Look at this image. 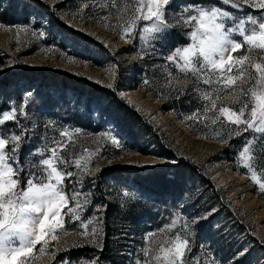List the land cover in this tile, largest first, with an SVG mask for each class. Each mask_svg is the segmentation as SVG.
Wrapping results in <instances>:
<instances>
[{
    "label": "rangeland",
    "instance_id": "1",
    "mask_svg": "<svg viewBox=\"0 0 264 264\" xmlns=\"http://www.w3.org/2000/svg\"><path fill=\"white\" fill-rule=\"evenodd\" d=\"M27 1L31 5L26 22H0V72L33 69L58 72L106 88L112 83L113 88L109 89L139 113L143 125L139 121L134 122L132 128L123 126L113 116L116 102L104 106L91 100L87 104L85 95L80 97L59 83L38 79L28 83L26 79L23 80L26 86H21L19 81L10 85V90L14 87L20 90V96L6 95L7 100L0 111L7 109L10 103L18 105L25 94L31 93L29 119L22 123L30 129L35 123L37 135L45 133V124L49 120L55 121L59 128L80 129L81 134L73 137L68 152L62 153L66 158L69 153L74 157L87 155L85 149L95 152L107 143L101 134L108 130L118 135L123 147L122 151H116L109 144L102 154L93 157L91 170L94 175L84 177L83 191L92 193L89 199L93 202L85 218L93 215L95 205L111 204L112 207L109 216L103 213L109 241L107 248L100 252L87 247L81 255L73 257V250L77 248L72 246L83 243V237L78 234L77 225L66 218L65 231L56 233V240L49 238V250L40 252L41 245H36L26 264H62L67 256L73 261L87 258L89 264L92 258L98 256L99 264H111L108 261L111 254L116 264H133L140 255L139 249L144 246L142 237L146 233H156L151 240L162 242L169 233L158 230L170 224L174 216H182L181 223L190 222L191 218L207 215L213 209L215 213L198 229L192 230L190 241L195 255L204 264H221V261L232 264L238 250L247 248L250 249L247 255L237 264H264V193L252 181L248 170L239 166L243 162L237 159L245 138L254 134L246 133L226 145L212 138L216 130L212 126L205 128L204 124L195 120H185L197 108L203 107V102L192 92L194 78L191 74L187 78L183 74L177 75L174 68L169 69L173 72V85L189 86L187 93L177 101V92L164 86L166 73L158 67L166 63L162 57L168 54V50L153 54L139 40L126 43L125 39H121L119 29L114 27L127 18L123 0H116V8L112 7L111 0ZM200 2L174 0V7L169 12L178 11L175 6ZM203 3L214 5L220 0H203ZM95 4L100 7L83 8L84 5ZM228 10L236 13L230 7ZM244 12L253 13V9L245 7ZM15 25L33 27L22 31ZM40 31H45L46 36L41 38ZM187 42L186 37L175 31L168 38L172 48ZM156 47L159 49L160 44ZM142 48L148 53L143 58ZM246 53L247 46L238 54ZM252 59H259L257 52H253ZM260 62L264 63V60ZM113 68L116 69L115 78L110 75ZM144 79L150 81L148 86L143 84ZM201 87L207 89V86ZM238 91L237 88L221 93L217 98L218 105L229 104ZM234 107L238 109L239 105ZM76 114L79 116L77 119ZM4 128L14 129L15 124L10 122ZM47 135L52 137L58 133L48 129ZM206 135L208 138H205ZM38 143L34 140L32 147ZM29 150L25 147L23 153ZM168 154L181 157L195 169L189 166L184 167L183 172L168 170L165 176L178 183L177 192L171 190L161 194L151 184L161 177L163 169L152 171L153 168H164L176 162L168 158ZM25 162V159L21 160V163ZM253 167L257 178L264 182V159L254 160ZM96 168H113L116 177L100 176V182ZM202 175L210 184L200 179ZM74 179L65 181V190L69 195L80 188L73 182ZM124 191L130 192L131 196L122 198ZM121 204L124 206L121 207ZM131 204L136 205L133 213H127L125 217L116 215L117 211L123 212ZM179 230L175 229L172 235ZM63 248H71V251H59L53 257V252Z\"/></svg>",
    "mask_w": 264,
    "mask_h": 264
},
{
    "label": "snow or ice",
    "instance_id": "2",
    "mask_svg": "<svg viewBox=\"0 0 264 264\" xmlns=\"http://www.w3.org/2000/svg\"><path fill=\"white\" fill-rule=\"evenodd\" d=\"M111 3L113 8L117 7L116 0ZM123 3L127 18L114 27L119 29L121 39L126 43L139 40L153 54L168 50L162 57L166 63L158 67L166 73L164 86L177 92V101L187 93L189 86L173 85V72L169 69L174 68L177 75L183 74L187 78L191 74L194 78L192 92L203 102V107L197 108L185 120H195L205 128L212 126L216 129L212 138L226 145L246 133L254 134L245 138L237 159L243 162L239 166L248 170L252 181L264 193V182L257 178L253 167L254 160L264 159V63L260 62L264 60V0H220L214 5L201 0L200 3L175 6L179 10L173 13L169 9L174 7V0H123ZM90 7L100 6H83L84 9ZM229 7L236 13L230 12ZM245 7H251L253 13L258 14H245ZM14 27L23 31L33 25ZM174 31L186 37L188 42L172 48L168 38ZM32 34L36 35V32ZM39 36L45 37L46 32L40 31ZM157 44H160L159 49ZM245 46L247 53L239 55ZM254 51L259 59H252ZM146 54L142 48L141 58ZM110 75L115 78V68ZM143 84L148 86L150 81L144 79ZM107 87L113 88V84L109 83ZM237 88L239 91L229 104L218 105L217 98L221 93ZM30 97L31 93H27L18 105L10 103L7 109L0 111V264H26L38 244L41 245L40 252L48 251L49 238L56 240V233L65 231L66 218L77 225L78 234L83 237V243L72 247H93L103 252L107 242L103 213L108 205H95L93 215L85 218L93 202L89 199L92 193L83 191L84 177L94 175L91 170L94 156L102 154L109 144L116 151H122V142L118 135L108 130L101 134L107 143L95 152L85 149L87 155L74 157L69 153L66 158L62 153L68 152L73 137L81 134L80 129L59 128L55 121L49 120L45 124V133L37 135L35 123L31 129L22 123L29 119ZM10 122L15 128L5 129ZM48 129L58 135L49 137ZM34 140L39 143L32 147ZM25 147L30 149L27 153H23ZM22 159L26 162L21 163ZM100 171L101 168L95 169L96 173ZM73 178L80 188L69 195L65 181ZM121 195L129 198L131 193L124 191ZM214 213L215 209L184 223H181L182 216H174L170 224L158 230L169 233L162 242L151 240L156 233H146L142 237L144 246L139 249L140 255L133 264H204L195 255L190 236L193 228L198 229ZM177 228L180 230L172 235ZM249 250H238L232 264H237ZM59 251L70 252L71 248L58 249L53 252V257ZM81 261L89 264L87 258L73 261L70 256L62 264H81ZM91 264H99V257L92 258Z\"/></svg>",
    "mask_w": 264,
    "mask_h": 264
},
{
    "label": "trees",
    "instance_id": "3",
    "mask_svg": "<svg viewBox=\"0 0 264 264\" xmlns=\"http://www.w3.org/2000/svg\"><path fill=\"white\" fill-rule=\"evenodd\" d=\"M31 5L30 1L27 0H0V22L4 24H11L16 21L26 22L29 15V6ZM28 79V83H32L33 80H41V82H52L59 83L63 88L69 89L70 91H74V93H78L81 97L85 95L87 104L94 100L99 105H110V103L116 102L113 107V116L116 121L121 125L130 126L132 128L135 123H141L139 113L134 110L132 107L128 106L125 102L118 99L113 90L106 88L104 86H100L94 82L88 80H80L78 78L71 77L69 75L59 74L58 72H43L39 70L27 69V70H19V71H2L0 72V110L3 109L4 102L7 100L6 95L11 93V96L19 97L20 90L17 87L12 88L10 90V85L21 82V86H26L23 80ZM44 80V81H42ZM5 88V89H4ZM12 91V92H11ZM89 109V108H88ZM76 119L79 117L76 114ZM101 121V120H100ZM142 124V123H141ZM81 125V124H80ZM143 125V124H142ZM145 128H148L146 124H144ZM168 158H173L176 162L170 165H165L164 168H153L152 172L157 170H162V175L158 180L152 181V188H154L157 192L161 194L174 190L177 192L178 183L172 178H166V174L168 170H172L173 172H177L181 170L183 172L185 170L184 167L192 166L187 161L183 160L181 157L168 154ZM193 169H195L192 166ZM113 168H104L102 171L98 173V177L100 180V176H113L116 177L112 171ZM164 171V172H163ZM111 172L113 174H111ZM200 179L207 184H210L209 180L205 176H201ZM101 182V180H100ZM136 205L131 204L128 206L123 212L117 211V216H124L127 213H133ZM112 211L111 204H108V208L106 210L107 216ZM109 241L107 240L105 247L107 248ZM87 247L85 248H77L73 250V257H78L81 255ZM83 251V252H82ZM108 261L111 264H116L115 257L111 254L108 257Z\"/></svg>",
    "mask_w": 264,
    "mask_h": 264
}]
</instances>
